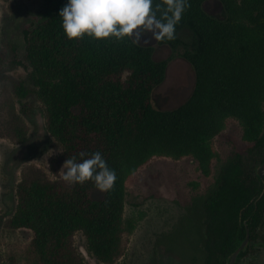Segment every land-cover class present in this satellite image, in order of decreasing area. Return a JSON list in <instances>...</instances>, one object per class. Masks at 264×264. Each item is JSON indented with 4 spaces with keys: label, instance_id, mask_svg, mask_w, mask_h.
<instances>
[{
    "label": "trees",
    "instance_id": "trees-1",
    "mask_svg": "<svg viewBox=\"0 0 264 264\" xmlns=\"http://www.w3.org/2000/svg\"><path fill=\"white\" fill-rule=\"evenodd\" d=\"M46 1L52 11L24 31L23 51L12 44L0 50V74L27 62L28 81L14 82L13 91L19 99L35 94L43 104L46 128L62 146L61 159L100 151L117 179L102 192L91 180L70 184L25 171L6 225L33 232L30 250L37 264H86L75 245L79 231L100 262L116 264L132 228L125 220L127 180L151 157L192 156L208 173L216 156L212 140L235 118L253 142L249 154L261 155L264 163V0H222L225 20L209 16L204 0H189L175 39L159 43L184 48L195 85L186 101L168 110L152 102L168 61L155 59L151 45L129 37L69 40L59 16L67 0ZM185 30L188 39L182 37ZM29 110L22 107L23 113ZM14 124L12 136L24 141L27 128ZM202 210L203 264H228L247 228L256 239L264 225V178L236 153L222 165Z\"/></svg>",
    "mask_w": 264,
    "mask_h": 264
},
{
    "label": "rangeland",
    "instance_id": "rangeland-1",
    "mask_svg": "<svg viewBox=\"0 0 264 264\" xmlns=\"http://www.w3.org/2000/svg\"><path fill=\"white\" fill-rule=\"evenodd\" d=\"M51 11L46 0H0V50L7 52V45L12 44L23 51L24 31L42 22ZM189 36L188 30L182 32L184 39ZM149 45L155 59L168 61L165 77L153 91V105L164 110L176 108L191 95L193 67L182 55V46L173 49L159 41ZM29 71L26 62L0 74V264H37L30 250L33 232L6 225L16 209V189L23 173L40 171L55 179L63 178L66 171L60 157L62 146L46 128L43 104L35 94L19 99L13 91L14 82L27 80ZM24 105L29 112H22ZM16 122L27 128L24 141L12 136ZM252 145L244 138L239 120L229 118L212 140L216 156L208 173L192 156H153L140 166L127 180L125 220L132 228L125 234L126 249L116 264H203V199L214 188L222 165L236 153H241L255 172L261 169V155L248 152ZM75 245L86 264H103L89 252L80 231L75 234ZM247 248L236 264H264V225Z\"/></svg>",
    "mask_w": 264,
    "mask_h": 264
},
{
    "label": "clouds",
    "instance_id": "clouds-1",
    "mask_svg": "<svg viewBox=\"0 0 264 264\" xmlns=\"http://www.w3.org/2000/svg\"><path fill=\"white\" fill-rule=\"evenodd\" d=\"M189 7V0H164L163 4L154 0H67L59 16L69 40L85 36L96 40L129 37L133 43L141 44L147 32L155 41L174 40L176 25ZM79 156V160L72 157L64 162L63 179L70 184L91 180L98 190L110 191L117 175L102 153L81 152Z\"/></svg>",
    "mask_w": 264,
    "mask_h": 264
},
{
    "label": "water",
    "instance_id": "water-1",
    "mask_svg": "<svg viewBox=\"0 0 264 264\" xmlns=\"http://www.w3.org/2000/svg\"><path fill=\"white\" fill-rule=\"evenodd\" d=\"M203 10L211 17L216 18L218 20H225L227 18L225 4L222 0H204L202 3ZM195 85V78H194ZM193 85V88H194ZM193 91V89H192ZM192 93V92H191ZM261 177H264V163L259 170ZM250 241V231L247 228V233L245 239L242 241L240 246L232 253L228 260V264H236L237 258L240 252L247 248Z\"/></svg>",
    "mask_w": 264,
    "mask_h": 264
},
{
    "label": "flooded vegetation",
    "instance_id": "flooded-vegetation-1",
    "mask_svg": "<svg viewBox=\"0 0 264 264\" xmlns=\"http://www.w3.org/2000/svg\"><path fill=\"white\" fill-rule=\"evenodd\" d=\"M136 31V30H134ZM147 41V43H145ZM158 41H155V39L152 37V34L150 32L144 33L143 38L141 41V44L143 45H149V43H157Z\"/></svg>",
    "mask_w": 264,
    "mask_h": 264
}]
</instances>
